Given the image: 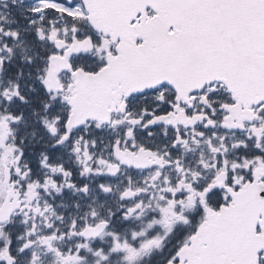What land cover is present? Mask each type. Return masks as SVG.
Segmentation results:
<instances>
[{"label": "snow or ice", "instance_id": "6c2138e0", "mask_svg": "<svg viewBox=\"0 0 264 264\" xmlns=\"http://www.w3.org/2000/svg\"><path fill=\"white\" fill-rule=\"evenodd\" d=\"M0 264H264V0H0Z\"/></svg>", "mask_w": 264, "mask_h": 264}]
</instances>
